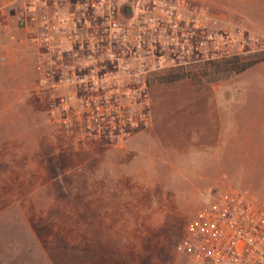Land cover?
Masks as SVG:
<instances>
[{"label":"rangeland","instance_id":"rangeland-1","mask_svg":"<svg viewBox=\"0 0 264 264\" xmlns=\"http://www.w3.org/2000/svg\"><path fill=\"white\" fill-rule=\"evenodd\" d=\"M185 1L204 11L220 64L150 71L149 123L109 142L52 124V87L12 0H0V264H198L176 245L215 192L264 203L256 162L222 160L218 121L235 87L226 60L264 56V34Z\"/></svg>","mask_w":264,"mask_h":264},{"label":"built area","instance_id":"built-area-1","mask_svg":"<svg viewBox=\"0 0 264 264\" xmlns=\"http://www.w3.org/2000/svg\"><path fill=\"white\" fill-rule=\"evenodd\" d=\"M12 2L39 79L52 87V124L80 137L115 142L147 126L146 81L163 63L216 60L204 11L184 12L185 0ZM176 249L198 264H264V203L247 189L215 192Z\"/></svg>","mask_w":264,"mask_h":264},{"label":"crops","instance_id":"crops-1","mask_svg":"<svg viewBox=\"0 0 264 264\" xmlns=\"http://www.w3.org/2000/svg\"><path fill=\"white\" fill-rule=\"evenodd\" d=\"M190 1L210 6L221 17L264 34V0ZM229 94V104L222 103L219 109L221 158L256 162L257 176L264 177V56L235 73V87Z\"/></svg>","mask_w":264,"mask_h":264},{"label":"trees","instance_id":"trees-1","mask_svg":"<svg viewBox=\"0 0 264 264\" xmlns=\"http://www.w3.org/2000/svg\"><path fill=\"white\" fill-rule=\"evenodd\" d=\"M243 55L242 54H236V55H232L228 58V61L226 60V64L229 66L230 68H232L234 70L235 73L241 72L242 70L246 69L247 67H249L250 65L256 63L261 57H257L255 59H251V60H244L243 59ZM221 60H212L210 61L211 64H216L219 65ZM225 63V61L223 62Z\"/></svg>","mask_w":264,"mask_h":264}]
</instances>
